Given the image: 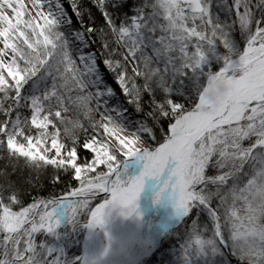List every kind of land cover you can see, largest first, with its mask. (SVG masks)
<instances>
[{
	"label": "snow or ice",
	"instance_id": "1",
	"mask_svg": "<svg viewBox=\"0 0 264 264\" xmlns=\"http://www.w3.org/2000/svg\"><path fill=\"white\" fill-rule=\"evenodd\" d=\"M69 2L79 26L62 0H0V264H64L37 239L59 209L101 228L170 162L183 264H264V0H91L103 23Z\"/></svg>",
	"mask_w": 264,
	"mask_h": 264
},
{
	"label": "rangeland",
	"instance_id": "2",
	"mask_svg": "<svg viewBox=\"0 0 264 264\" xmlns=\"http://www.w3.org/2000/svg\"><path fill=\"white\" fill-rule=\"evenodd\" d=\"M24 4L27 6L29 10H32V0H25ZM110 84V82L108 81ZM111 85V84H110ZM112 86V85H111ZM116 90V89H115ZM118 92V91H117ZM119 93V92H118ZM138 157L132 158L130 161H127L121 165L120 168V179L123 183H127L130 179H134L135 177L139 176L140 174V165L139 161L137 160ZM167 190H164V185L162 189H160L153 197V201L151 203L150 208V214L147 217V223L146 225L142 226L141 231L135 236V238L132 240L131 245L128 247V249L125 251L122 256L115 259L112 264H132L133 260L143 257V255L148 254L150 249L152 248L154 241L159 234L160 231H163L164 229H167L168 227V216L170 213V210L176 205V201L174 197L168 198L167 197ZM160 194V200L157 202L156 195ZM118 214H113L110 218V221H115V218ZM87 216L88 222L84 228V234L81 238V256L79 258V263L81 264L84 259V247H85V241L87 239L88 235V224L90 220V216L87 213H84L80 216ZM80 218L77 221H73L71 216L64 210L59 209L57 211V219L60 222V227L57 229L55 234H48V233H42L38 234V242L42 245H45L47 247L56 249L58 252L63 253L64 255V264H74V252L75 248L72 251V247L70 240L71 239H78L79 238V231L81 229V222L82 219ZM174 222L179 223L181 222V217H174ZM68 227V234L65 235V229ZM95 238L91 244V251L92 253L101 252L103 249L104 241L101 237L98 239V236L100 235L101 231L100 229L95 231ZM172 231H168L164 237H162V241L159 243L158 247L156 248V251L154 252L153 256L148 257L149 259L154 257L156 255V264H183L182 262V250H181V243H176L179 245L177 249L172 252L170 257H164L161 253L158 252V248L160 249V246L164 244V242L167 240H170L168 235ZM67 243H70L67 249L65 246L61 245V241H65ZM74 247H77L76 244H74ZM232 257H230V261H232ZM144 261V260H143ZM142 261L138 264H141ZM134 264V263H133Z\"/></svg>",
	"mask_w": 264,
	"mask_h": 264
},
{
	"label": "trees",
	"instance_id": "3",
	"mask_svg": "<svg viewBox=\"0 0 264 264\" xmlns=\"http://www.w3.org/2000/svg\"><path fill=\"white\" fill-rule=\"evenodd\" d=\"M85 2L88 4V6L90 8L93 9V11L96 13V18L98 20L99 23H103V17H102V14L99 13V10L95 8V6L91 3V0H85ZM62 3L64 4L66 10L69 12V15L72 16L74 22L77 24V26H79L78 24V21H76V18H75V13L72 12V9H71V4L69 2V0H62ZM131 4V0H129V5ZM127 10V9H126ZM101 68L103 69L104 66L101 62ZM107 80L110 82V84L112 85L113 88L116 89V91H118L121 96H122V93H121V90L119 89L118 85L115 83V81L111 78V76H107ZM132 110V109H130ZM134 111V110H132ZM165 127H167V125L165 124ZM148 144H153V142L150 140V138H148ZM80 152L84 155H88L87 151L86 150H83L81 149ZM3 165H4V161H0V168H3ZM25 175H27V173H25ZM13 179L16 178L15 175H13L12 177ZM49 178H50V174L46 175V177L43 179V184H44V187L43 188H36V189H32L31 190V195L29 196H26L25 197V205L29 204L32 202V197L33 196H39V197H45L47 198L50 194H52L55 190H58L60 188L59 185H53L49 182ZM63 179L67 180L68 177H63ZM76 185L78 186V182H75ZM82 219L83 222H81V229H80V233H79V238L78 239H71L70 240V243H71V246L73 245L72 247V251L74 250L75 248V252L73 254L74 256V259H75V262L74 264H78L79 263V258L81 256V238L83 237V234H84V228L87 224V220H88V217L87 216H83L80 218V220ZM68 234V227L65 229V235ZM169 239L170 240H166L164 242V244L162 246H160V249L158 248V252L157 253H161L162 256L164 257H170V256H173L171 255L172 252H174L175 249H177V247L179 245H177L176 243H183V238H182V231H181V224L176 227V229H174V231H172L169 235H168ZM68 240L65 241H61V245H63V247L65 246V248L67 249V244L68 246L70 245V243H67ZM74 244L77 245V247H74ZM175 248V249H174ZM141 264H156V255H154V257L152 258H148V259H145L144 262H142ZM231 264H237V261L235 260V258L232 259L231 261Z\"/></svg>",
	"mask_w": 264,
	"mask_h": 264
},
{
	"label": "water",
	"instance_id": "4",
	"mask_svg": "<svg viewBox=\"0 0 264 264\" xmlns=\"http://www.w3.org/2000/svg\"><path fill=\"white\" fill-rule=\"evenodd\" d=\"M142 156L143 155L141 154V156L137 158V160L139 161V165H140V175L143 173V169L146 164V161L142 158ZM172 164L174 165L172 169H174L175 162H172ZM170 175H171V172H169L167 176H162L160 179H155L152 182L150 181L151 178H146L145 189L143 193L141 194L140 199L137 202V207L135 211L132 212L129 217L123 219L121 223V226L119 228L120 233L117 239L118 243H117L116 248L113 251H111V253L102 252L103 254H101V257H99L98 261L95 264H112V262L115 259L119 258L120 256H122V254L125 253L128 247L131 245L132 240L134 239L133 237V239L130 242L124 241V235H125L126 228L130 224L132 218H136L137 216H140V217H145L146 219H148L147 217L150 214L149 207L151 206L153 196L162 188V185L168 181ZM171 215L172 213L170 212V215L168 217L169 226L167 227V229H164L163 231L159 232V234L157 235L154 241L152 248L149 250L150 252L146 255H143V257H139L133 260L134 264H138L144 259H147L148 257L153 256L154 252L156 251V248L158 247L159 243L162 241V237H164V235L169 230L174 229L176 225L173 224L172 218L170 217Z\"/></svg>",
	"mask_w": 264,
	"mask_h": 264
},
{
	"label": "bare ground",
	"instance_id": "5",
	"mask_svg": "<svg viewBox=\"0 0 264 264\" xmlns=\"http://www.w3.org/2000/svg\"><path fill=\"white\" fill-rule=\"evenodd\" d=\"M23 2H25V0H23ZM9 14L11 15L10 10H9ZM173 166L174 165L172 164V162H170L169 165L167 166L166 170H165V173L162 176H167L169 174V172H171ZM154 180H155V178L150 179L151 182ZM163 185H162V187H163ZM167 197L168 198L173 197V195L170 191H168ZM152 201H153V199H152ZM170 212L172 213V215L170 217L172 218L173 223H175L174 217L179 216L178 209H177L176 205L170 210ZM113 214H118V215L115 218V221H110V218ZM129 216H130V214H127V213L122 214L119 211H112L107 216L106 222H105L103 227H101V228H88V235H87V239L85 241L86 244H85L84 251H83L84 259H83L81 264H95L98 261L99 257H101V254H103L102 252H107V253L110 252L111 253V251H113L117 246V243H118L117 239L119 237V233H120L119 228L121 226V223H122L123 219H125ZM146 223H147V219L145 217L137 216L136 218H132L130 224L126 228L125 235H124V241L130 242L133 239V237L135 238L136 234H138L141 231L140 228H142V226L146 225ZM98 229H100V231H101L100 235L98 236V239H100L102 237L103 241H104V245H103V249L101 252L92 253L91 244L95 238V233H96L95 231ZM113 241H115V243H113Z\"/></svg>",
	"mask_w": 264,
	"mask_h": 264
},
{
	"label": "clouds",
	"instance_id": "6",
	"mask_svg": "<svg viewBox=\"0 0 264 264\" xmlns=\"http://www.w3.org/2000/svg\"><path fill=\"white\" fill-rule=\"evenodd\" d=\"M113 243H115V241H113Z\"/></svg>",
	"mask_w": 264,
	"mask_h": 264
}]
</instances>
